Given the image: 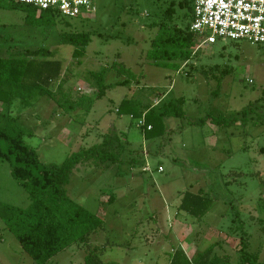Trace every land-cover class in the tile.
Listing matches in <instances>:
<instances>
[{
  "label": "rangeland",
  "instance_id": "374dc122",
  "mask_svg": "<svg viewBox=\"0 0 264 264\" xmlns=\"http://www.w3.org/2000/svg\"><path fill=\"white\" fill-rule=\"evenodd\" d=\"M170 1L92 0L95 13L89 18L64 17L70 26L33 28L25 24L24 12L6 9L8 2L0 0V56L45 47L62 62V79L50 86L54 99L38 98L30 107L15 100L10 115L32 133L23 143L45 165L58 166L68 154L97 146L108 131L118 135V162L79 165L65 185L69 198L104 221L105 230L90 238L103 263L167 264L173 250L184 247L172 227L175 220L192 229L189 260L197 245L202 251L218 241L221 248L213 254L237 262L238 214L248 251L264 264V45L217 41L193 53L178 72L151 66L145 56L156 29L149 25L160 21ZM62 32L91 34L79 63L73 48L61 44ZM120 64L137 76V84L112 87L97 98L101 85L125 79L111 68ZM212 66L230 72L221 81L201 74ZM100 71L101 85L90 77ZM130 97L152 106L182 97L184 116L165 118L162 135L146 139L138 118L116 112ZM218 117L220 125L212 122ZM10 172L9 163L0 160V204L25 209L27 193ZM186 192L210 200L201 219L178 211ZM85 255L86 247L73 246L52 264H83ZM0 264H32L1 219Z\"/></svg>",
  "mask_w": 264,
  "mask_h": 264
},
{
  "label": "trees",
  "instance_id": "16d2710c",
  "mask_svg": "<svg viewBox=\"0 0 264 264\" xmlns=\"http://www.w3.org/2000/svg\"><path fill=\"white\" fill-rule=\"evenodd\" d=\"M6 1V9L25 13V24L28 27H53L57 23L70 26L56 11H38L28 5ZM193 2L194 0H171L162 10L160 21L149 25L150 29H156L145 56V61L151 66L178 72L194 57V35L190 31ZM177 9L182 14L178 15ZM179 22L182 23L181 26ZM59 39L62 45L73 48L72 57L79 63L91 41V34L62 32ZM111 68L117 76L125 79L106 86L100 84L103 71L90 73V77L101 85L95 94L97 98L112 87L138 82L137 76L123 64L113 65ZM191 68L190 65L189 70ZM229 72V69H220L218 66H212L208 70L201 69L203 76H212L219 81ZM61 75L62 62L55 59L53 52L45 47L14 49V52L0 56V103L3 105V111L0 112V160L9 163L11 176L20 183L29 199V205L25 209L0 204V219L32 264H52L59 253L73 246L86 247L83 264H105L100 259V249L90 244L92 235L105 230L104 221L69 198L65 185L79 165L89 162H118L122 148L118 135L114 131H108L97 146L68 154L58 166L45 165L40 162L37 153L23 143V138L31 137L32 133L18 126L17 119L10 115V107L15 100L23 107H30L38 98L54 99L50 86L62 79ZM57 86L60 94L63 86L60 83ZM183 102L181 97L159 100L152 106L143 105L138 98L130 97L123 99L116 111L118 115H129L132 119L143 118L142 129L148 139L162 135L165 118L184 116L181 108ZM244 114L245 111H242L241 115ZM212 122L220 125L222 119L218 117ZM147 126H150L149 130ZM260 152L264 153V148ZM108 200L113 201L114 197L111 196ZM210 206L209 199L186 192L178 209L189 217L201 219ZM237 219L238 214H235L233 224L235 233H239L234 247L237 262H232L229 255L213 254L216 248H221V242L216 241L202 251L197 249L190 260L182 250H175L169 264H263L259 261L258 253L248 251V234Z\"/></svg>",
  "mask_w": 264,
  "mask_h": 264
},
{
  "label": "built area",
  "instance_id": "2783aa9c",
  "mask_svg": "<svg viewBox=\"0 0 264 264\" xmlns=\"http://www.w3.org/2000/svg\"><path fill=\"white\" fill-rule=\"evenodd\" d=\"M9 1L31 6L38 11H56L65 18L86 19L95 13L92 0ZM192 16L190 31L194 35L193 53L217 41L264 45V0H194ZM136 126L143 128L144 119L139 118Z\"/></svg>",
  "mask_w": 264,
  "mask_h": 264
},
{
  "label": "crops",
  "instance_id": "0c3cea01",
  "mask_svg": "<svg viewBox=\"0 0 264 264\" xmlns=\"http://www.w3.org/2000/svg\"><path fill=\"white\" fill-rule=\"evenodd\" d=\"M159 101V100H158ZM158 101H156L155 102V104H157L158 103ZM117 112V111H116ZM179 204H180V201H179V203H178V206H179ZM178 206H177V209H178ZM178 211L180 212V210L178 209ZM98 216V215H97ZM172 227L174 228V230H175V235L176 236H178V238L179 239H181V244H183L184 245V247L182 246V245H180L179 247V249H175V250H182L183 252H184V254L186 255V257L188 258L189 257V254L187 253V251H186V249H191L192 247H193V245H195L194 243L193 244H191V243H189V244H191V246L188 244V238H189V233L190 232H192V229H191V227L189 228L188 227V225H186L185 223L183 224L181 221H174V223L172 224ZM185 242V243H184ZM213 243H215V242H213ZM212 243V244H213ZM198 247V248H197ZM199 247H201V244H199V245H197L196 246V250L197 249H199ZM175 250H173V252L175 251ZM190 251V250H189ZM194 253H195V251H193L192 252V257H193V255H194ZM191 257V258H192ZM190 258V257H189ZM169 262H170V259H169V261L167 262V264H169Z\"/></svg>",
  "mask_w": 264,
  "mask_h": 264
}]
</instances>
